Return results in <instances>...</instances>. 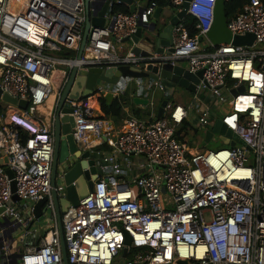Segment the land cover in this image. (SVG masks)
Segmentation results:
<instances>
[{"label": "built area", "instance_id": "1", "mask_svg": "<svg viewBox=\"0 0 264 264\" xmlns=\"http://www.w3.org/2000/svg\"><path fill=\"white\" fill-rule=\"evenodd\" d=\"M169 1L179 11L185 0ZM215 2L189 0L186 15L195 18L197 33L189 35L181 19L171 29L172 50L145 56L123 39L150 22L156 5H135L126 13L112 12L109 4L105 24L90 28L78 58L83 0H0V91L27 101L25 109L0 101V264H11L14 253L18 264H63L50 179L54 112L70 70L141 64L146 70L165 62L202 71L187 103L169 102L174 88L159 79L129 76L99 81L89 96L65 99L73 139L94 157L97 170L92 190L61 215L67 262L116 264L125 249L124 264H264V6L247 0L227 19L232 35H254L250 45H212L207 33ZM63 51L73 55H51ZM130 82L151 110L142 119L127 113L116 130L92 104L109 93L123 95ZM155 90L167 99L158 119ZM218 119L244 145L207 149L178 132L185 122L205 132ZM102 143L110 150H99ZM74 159L70 155L58 168V198L65 197L63 175ZM13 196L25 202L24 212ZM44 196L41 219L34 220L33 206ZM32 231L35 241L24 246Z\"/></svg>", "mask_w": 264, "mask_h": 264}, {"label": "water", "instance_id": "2", "mask_svg": "<svg viewBox=\"0 0 264 264\" xmlns=\"http://www.w3.org/2000/svg\"><path fill=\"white\" fill-rule=\"evenodd\" d=\"M188 1L185 0L179 11H175L173 15L164 16L162 8L156 7L153 16L149 23L140 24L136 32L130 37L123 39L124 42L131 41L134 44L132 49L136 55H148L150 53H163L164 50L170 52L171 48V29L178 24L181 19L186 16ZM125 4L128 6L129 12L135 11L134 0H83L85 11V23L83 29L82 40L77 54L79 58L85 46L88 33L91 27H101L106 22V13L109 4ZM225 0H216L214 7V20L210 30L207 33V38L212 45L220 43H232L234 45H250L254 40V35L246 33L244 35H232L227 28V17L224 10ZM141 9H138L140 12ZM142 29H146L147 34L142 36ZM144 43V44H142ZM143 64L140 68H143ZM133 68L127 65H122L117 68L101 69L91 67L87 70L73 67L68 75L67 81L61 91L59 101L54 112L53 123V157L51 164V196L57 212V223L59 229L60 246L62 252L63 264H68L66 258V248L63 239L61 215L65 212L69 205L76 206L80 199L86 197L93 188V179L96 178L97 170L95 159L90 155L89 151L82 150V142H75L72 136V128L74 125L73 118L68 114L71 108L65 103L67 97L71 99H79L91 94L93 86L99 81L107 83H115L119 77L129 76L132 78H151L159 79L160 82L168 88H174L179 85L186 88L190 92H194L195 84L198 83L202 71L192 74L182 64L172 65L170 62L162 63L161 65H148L146 70ZM232 94L235 90L231 91ZM106 99H112V95L106 94ZM0 101L3 103L16 105L19 108L27 107L26 100H17L6 93L0 91ZM135 104H147V99L135 97ZM167 104V99H163L157 109L156 119L163 114L164 107ZM214 133H217L224 144L228 143L233 146L235 143L244 145V142L238 138L236 134L225 128L218 119L215 121L211 130L204 132V140L202 145L210 141ZM229 138L231 141H229ZM74 156V164L68 169H64L63 182L65 197L58 198L55 187V178L59 166L68 159L70 155ZM7 173L11 178L12 172L7 169ZM11 189L14 191L15 182H11ZM47 196L42 197L33 206L34 220H40L42 216L44 203L47 201ZM13 201H18L17 196L12 197ZM10 201L8 205L11 203ZM3 209H0V212ZM8 220L7 217H4ZM130 239L126 237L125 244L128 245ZM125 249L122 255H125ZM19 254L14 253L11 264H18L17 257ZM7 264V263H4ZM177 264H186L185 261H178Z\"/></svg>", "mask_w": 264, "mask_h": 264}, {"label": "trees", "instance_id": "3", "mask_svg": "<svg viewBox=\"0 0 264 264\" xmlns=\"http://www.w3.org/2000/svg\"><path fill=\"white\" fill-rule=\"evenodd\" d=\"M246 1L247 0H225L224 10H225L227 19L237 14L241 10L242 6L246 3ZM260 1L262 2L264 6V0H260ZM134 3L137 6L140 4H144V3H154L156 7H161V8L170 5L169 0H134ZM118 11L127 13L129 12L128 6L122 3L114 4L112 7V12H118ZM182 23L186 27L189 35H194L197 33V28H196L197 22L195 18H193L191 15L187 14L182 19ZM62 53L67 56L73 55L72 52L65 53V51H63ZM162 100L163 99L160 98V102ZM98 103H99V107L103 115L111 119V121L116 124L119 122L121 123L122 120L126 117V114L123 110V106L126 104L130 106L131 114L139 119L144 118L145 115L147 114V112H144L142 109H139L135 105H131L130 99L127 94L114 97L110 100L106 99L105 96H101L98 98ZM3 110H4V105L0 102V113H2ZM181 130H185L188 137L190 136L193 137L194 135L198 134V131L193 129V127L188 122H185L183 126L178 130V132ZM190 131H192V133ZM98 149L107 151L109 147L103 143L100 146H98Z\"/></svg>", "mask_w": 264, "mask_h": 264}, {"label": "rangeland", "instance_id": "4", "mask_svg": "<svg viewBox=\"0 0 264 264\" xmlns=\"http://www.w3.org/2000/svg\"><path fill=\"white\" fill-rule=\"evenodd\" d=\"M51 55L54 56V57L67 56V55H64L62 53H57V52H51ZM131 88H132V90L135 88L134 82H130L129 87H128V91L131 90ZM191 97H192V92H190L186 88H183V87H181L179 85H176L174 87V89H173L172 96L169 98V102L177 103V102L181 101L182 99L183 100H186V101L187 100L189 101L191 99ZM169 104L167 105V107H169ZM229 106H230V101H228L227 104L222 105L221 106V108H222L221 110H223L224 108H228ZM142 110L144 112H148L149 111V109L146 108V107H143ZM146 115H145V117H146ZM219 115L216 114V116L215 115H213V116L215 118H217V116H219ZM197 131H198L199 135L201 137H203V130L197 129ZM191 139H192V137L190 136L189 137V140H191ZM202 143H203V141L199 142V145L198 146L199 147H202V148L214 149V150L215 149H220V148H227V145L221 143V139H220V137H219V135L217 133H214L213 134L212 139L208 143H206V145L204 147H203ZM153 168L154 169H163V166L162 165H153ZM161 191L164 194L165 193V188L162 187ZM14 205H16L20 209L21 212H24V206H25V202L24 201L18 200ZM43 225H44L43 223H42V225L38 224V226H40L41 228H42ZM34 227H35V225L32 227V229H34ZM40 235L43 236V230L42 229L40 231ZM35 238H36V233H35V231H32L31 233H29L28 235H26L24 237V239L22 241L23 242V245L25 246L26 244H29V242L35 241ZM115 262H116V264H124L125 261H123V258H122V254L121 253H120L119 257H117L115 259Z\"/></svg>", "mask_w": 264, "mask_h": 264}, {"label": "crops", "instance_id": "5", "mask_svg": "<svg viewBox=\"0 0 264 264\" xmlns=\"http://www.w3.org/2000/svg\"><path fill=\"white\" fill-rule=\"evenodd\" d=\"M145 4V3H144ZM143 4V5H144ZM176 10L174 9V8H172V7H168V6H166V7H163L162 8V14L164 15V16H167V15H173L174 14V12H175ZM147 34V31H146V29H142V36L141 37H144L145 35ZM142 44H144V43H142ZM125 47H127V48H132V47H134V44H133V42H131V41H128V42H125ZM135 88L132 90V88H131V90H129L128 91V89H127V91L124 93V94H127L128 95V97H129V99H130V102H131V105H135L136 107H138L139 109H143V107H146V108H148L149 109V111L151 110V107L150 106H148L147 104L146 105H142V104H135L134 103V98L135 97H138V96H135ZM154 94V98H153V102H154V105H153V110L156 112V114H157V109H158V106L160 105V103L162 102H160V98H162V99H164V96H163V93L162 92H160V91H158V90H155V92L153 93ZM139 98H142V97H139ZM144 99V98H143ZM188 101V100H187ZM187 101L186 100H181V101H179V102H177V103H182V104H185V103H187ZM158 104V105H157ZM92 107H93V109H94V113L96 114V115H101V114H103L102 112H101V110H100V107H99V103L97 102V104L96 103H94V104H92ZM123 110H124V112H125V114L127 115V113H131V110H130V106L128 105V104H126V105H124L123 106ZM149 111L147 112V113H149ZM113 125H114V127H115V129L117 130L119 127H120V125H121V123L119 122V123H114L113 122ZM203 137H204V132H203ZM194 140H196V141H198L199 140V142H201L200 140H201V137H200V135H199V133H198V135H194L193 137H192ZM204 140V139H203ZM103 144V143H102ZM104 144H106V143H104ZM101 145V144H100ZM99 145V146H100ZM107 145V144H106ZM108 146V145H107ZM109 147V146H108ZM110 150V147H109V149L107 150V151H109ZM101 151H104V150H101Z\"/></svg>", "mask_w": 264, "mask_h": 264}, {"label": "bare ground", "instance_id": "6", "mask_svg": "<svg viewBox=\"0 0 264 264\" xmlns=\"http://www.w3.org/2000/svg\"><path fill=\"white\" fill-rule=\"evenodd\" d=\"M53 96H54V93L51 94L50 98H49L48 101H47V103H48L49 105H50V103H51V101H52V99H53Z\"/></svg>", "mask_w": 264, "mask_h": 264}]
</instances>
